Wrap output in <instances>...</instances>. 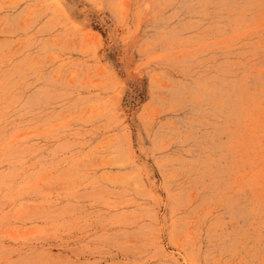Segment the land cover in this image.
Here are the masks:
<instances>
[{
	"label": "rangeland",
	"instance_id": "obj_1",
	"mask_svg": "<svg viewBox=\"0 0 264 264\" xmlns=\"http://www.w3.org/2000/svg\"><path fill=\"white\" fill-rule=\"evenodd\" d=\"M0 264H264V0H0Z\"/></svg>",
	"mask_w": 264,
	"mask_h": 264
}]
</instances>
